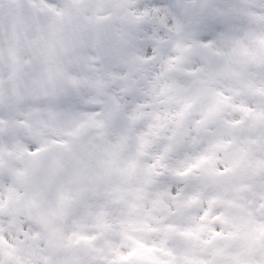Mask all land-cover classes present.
<instances>
[{
    "label": "snow or ice",
    "instance_id": "obj_1",
    "mask_svg": "<svg viewBox=\"0 0 264 264\" xmlns=\"http://www.w3.org/2000/svg\"><path fill=\"white\" fill-rule=\"evenodd\" d=\"M261 95L264 0H0V264H264ZM158 131L177 204L137 221L104 178Z\"/></svg>",
    "mask_w": 264,
    "mask_h": 264
},
{
    "label": "clouds",
    "instance_id": "obj_2",
    "mask_svg": "<svg viewBox=\"0 0 264 264\" xmlns=\"http://www.w3.org/2000/svg\"><path fill=\"white\" fill-rule=\"evenodd\" d=\"M119 38V37H117ZM219 89L227 91V85L223 82L213 85V91ZM172 99L161 103L162 97H158L153 93L149 97L151 103L150 112H160L163 114L165 111L172 113L180 110L184 104L191 102L192 95L189 89L183 95L171 93ZM237 101L241 97L236 98ZM248 100L254 105L264 106V95L250 96ZM212 100V94H202L195 100V107L192 110V132L196 134L195 121L198 119L199 111H202ZM164 133L158 131L157 136H148L145 138L146 143L143 149L140 148V142L134 135H129V139L117 155L112 163L111 172L105 179V188L107 191L117 190L116 194L123 197L122 207L126 212H130V219L137 221L149 220L152 216L161 217L165 216L168 212V205L171 204L175 208L177 201H171L168 197L162 195L164 192H169V188L161 187L158 184L159 175L164 174L166 171L169 175L176 170H182V167L177 163L169 165L167 161L162 164L165 167H152L154 160L168 142L164 139ZM143 155H140V152ZM135 162V167L130 168L129 163ZM201 189L194 185L191 178L186 180H179L177 184V195L182 198H187ZM205 198L212 194L211 190H204ZM202 204L194 205L186 210L187 216L198 214L202 208Z\"/></svg>",
    "mask_w": 264,
    "mask_h": 264
}]
</instances>
